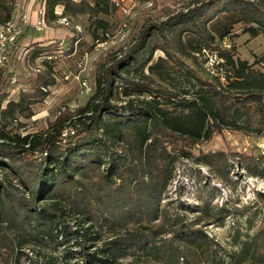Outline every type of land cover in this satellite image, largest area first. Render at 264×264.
<instances>
[{"label": "trees", "instance_id": "trees-1", "mask_svg": "<svg viewBox=\"0 0 264 264\" xmlns=\"http://www.w3.org/2000/svg\"><path fill=\"white\" fill-rule=\"evenodd\" d=\"M44 5L48 23L87 17L96 38L102 32L98 42L108 40L106 18L119 9L114 0H44ZM59 6L64 8L60 16ZM164 12L163 19L147 18L133 44L99 69L95 93L73 125L25 136L7 130L10 121L31 117L32 105L54 83L51 78L37 93L7 100L5 108L7 94L1 93V251L13 255L27 240L42 245L68 240L79 249V264H121L129 255L134 257L125 264H264V226L247 234L238 251L227 253L202 223L214 218L223 222L231 209L206 204L196 207L202 214L188 220L180 214L171 217L162 207L173 174L172 142L195 148L225 129L264 136V68L238 58L230 41L237 24L252 37L264 36V0H193ZM11 21L13 3L2 0L0 26ZM37 47L34 57L45 55L47 49ZM158 50L165 56L155 59ZM175 55L195 60L209 77L200 80ZM175 69L193 83V90L178 94L151 88L150 80H166ZM2 76L0 72V80ZM120 94L137 98L119 105ZM202 159L229 178L227 154ZM239 162L253 176H264V154H244ZM259 196L264 201V194ZM81 205L83 220L71 222L67 211ZM95 221L100 230L92 234ZM103 228L125 231L104 241L100 252H89V242L101 240ZM16 234L22 241H14ZM130 247L140 252L131 253ZM29 259L27 264H42ZM64 259L69 264L76 252ZM15 264H21L19 258Z\"/></svg>", "mask_w": 264, "mask_h": 264}, {"label": "rangeland", "instance_id": "rangeland-1", "mask_svg": "<svg viewBox=\"0 0 264 264\" xmlns=\"http://www.w3.org/2000/svg\"><path fill=\"white\" fill-rule=\"evenodd\" d=\"M11 2L13 22L22 27L23 33L15 42L9 44L5 53L7 61L4 66L0 64V72H3L0 96L1 93L7 94L3 108L7 105V100L18 101L22 94L37 93L44 81L49 78L54 80V83L47 87V95L32 105L31 117L21 116L18 121L8 123L7 130L11 134L25 136L29 133H46L55 125H73L79 110L95 93L99 69L115 57L121 56L133 44L146 19H163L165 8L177 11L190 5L193 0H114L119 9L116 14L106 18L110 24L106 42L97 41V38L102 39V32H99L96 38L89 29L90 21L87 17L69 20L68 25L60 20L51 23L45 20V27L38 30L36 24L44 12L41 11L43 0ZM60 10L56 8L59 16ZM25 13L29 14L28 17ZM77 27L81 28L80 31ZM244 29L243 24H237L230 38L231 44L237 50L238 58L248 61L254 68H264L261 64L264 62V36L261 34L252 37L249 33H244ZM39 45L45 47L47 51L45 55L34 57L35 49ZM71 47L73 51H67ZM159 56H165L161 50L155 53L154 58ZM175 58L185 68L195 72L200 80L209 77L195 60L179 55H175ZM175 70L166 80L159 78L150 80L151 88H165L178 94L184 90H193V83L182 71ZM84 81H87V87L83 85ZM135 98L137 95L126 97L120 94L116 102L124 105L129 99ZM169 148L175 156L172 163L173 174L162 207L169 209L171 217L180 214L188 220L202 214L196 207H204L206 204L211 209L216 207L231 209L230 215L223 222L214 218L210 222H203L202 228L224 252L238 251L247 234L252 235L264 226V201L259 196L264 194V176H253L239 162L244 154L248 156L264 154V136L258 137L256 134L247 135L225 129L195 148L186 147L179 141L172 142ZM219 152L229 157L228 179L223 178L202 159L204 155ZM72 208L67 211V218L73 223L81 222L85 214L82 205ZM94 224L92 234L100 230L96 221ZM123 231L125 230L113 231L103 228L101 240L89 242V252H100L104 249V241ZM239 236L240 242L236 243ZM14 241H22L21 236L16 234ZM21 243L13 255H9L5 249L0 250V264H15L17 258L21 264L29 263V258L39 259L42 264H52V259L57 260L58 264H67L64 256L71 252H76V259L69 261V264H79L81 259L77 251L79 249L68 240H63L62 243L53 241L49 245H42L36 240ZM129 251L136 254L140 252L133 247H130ZM133 257L129 255L122 258L121 264H125Z\"/></svg>", "mask_w": 264, "mask_h": 264}, {"label": "built area", "instance_id": "built-area-1", "mask_svg": "<svg viewBox=\"0 0 264 264\" xmlns=\"http://www.w3.org/2000/svg\"><path fill=\"white\" fill-rule=\"evenodd\" d=\"M45 13L42 12V18L37 22L36 27L38 30H42L45 27ZM26 18L24 17V21ZM60 21L66 25L70 23V21L67 18H61ZM80 27H77V30L80 31ZM23 33L22 27L14 24L13 21L9 22L6 25L0 26V64L1 66H4L5 62L7 61V58L5 56V53L7 51V48L10 43L15 42L18 37H20ZM224 45L226 47H230V44L226 41L224 42ZM213 60L211 59L210 62L206 65L208 69L212 66ZM83 85L85 87L88 86L87 81L83 82Z\"/></svg>", "mask_w": 264, "mask_h": 264}, {"label": "crops", "instance_id": "crops-1", "mask_svg": "<svg viewBox=\"0 0 264 264\" xmlns=\"http://www.w3.org/2000/svg\"><path fill=\"white\" fill-rule=\"evenodd\" d=\"M44 7H45V5H44V0H43V6H42V10H41V11H43V10L45 9ZM57 8H60V9H61L60 12H59V14H62L64 8H63L62 6H59V7H57ZM41 11H40V12H41ZM25 14H26V13H25ZM28 15H29V14H26L27 17H28Z\"/></svg>", "mask_w": 264, "mask_h": 264}]
</instances>
